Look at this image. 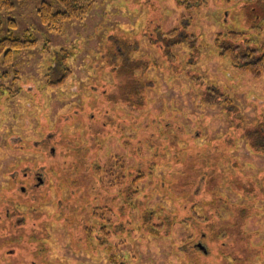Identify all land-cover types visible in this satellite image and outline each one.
<instances>
[{
    "label": "rangeland",
    "instance_id": "374dc122",
    "mask_svg": "<svg viewBox=\"0 0 264 264\" xmlns=\"http://www.w3.org/2000/svg\"><path fill=\"white\" fill-rule=\"evenodd\" d=\"M11 1L15 5L3 18L15 19L14 32H30L36 43L10 62L0 60V210H13L8 222L0 218V239L9 240L0 243V264H111L110 257L125 264H214L197 243L234 264L241 253L236 235L217 233L220 242L210 243L196 237L202 231L196 225L159 226L172 205L154 182L169 175L176 161L173 156L164 162L153 138L170 142L158 134L163 126L164 132L171 128L179 136L192 135L191 143L200 146L195 150L204 146L212 157L223 153L216 161L219 170L238 173L235 179L247 188V181L264 185V155L240 135L248 122L264 117V72L253 78L234 69L211 44L217 32L264 21V6L251 2L253 20L227 0H207L190 9L176 0H89L81 16L52 30L36 12L42 0ZM249 32L264 39V23ZM162 33L184 40L172 47L173 55L164 54ZM119 82L143 85L144 101L107 99ZM209 83L229 101L204 102ZM140 137L145 140L139 142ZM150 155L162 164L152 172L149 166L156 161H141L140 179L131 187L140 193L128 203L122 193L133 190L123 188L122 176L137 173V156ZM36 176L42 179L37 186ZM225 180L220 190L238 199ZM262 197L255 198L257 211L243 229L251 234L246 264H264ZM142 201L153 210L151 224L160 234L140 228ZM128 227L132 232L124 237ZM214 243L220 247L212 248Z\"/></svg>",
    "mask_w": 264,
    "mask_h": 264
},
{
    "label": "trees",
    "instance_id": "16d2710c",
    "mask_svg": "<svg viewBox=\"0 0 264 264\" xmlns=\"http://www.w3.org/2000/svg\"><path fill=\"white\" fill-rule=\"evenodd\" d=\"M205 1L207 0H176L179 6H184L186 7V9L200 6ZM227 1L232 3V5L234 6H240L245 15H247L248 17L252 16L253 20L255 16L252 15V11L253 13L256 12L254 11V6L251 5V2L255 1V3L264 6V0ZM14 5L15 3L11 0H0V60L3 63L10 62L13 54L18 55L21 49L32 48L36 43L35 38L30 32L23 31L21 34H16L14 32V29L16 27L15 19L11 17L3 18L2 13L4 11L8 12L14 7ZM58 5L62 8L59 9L60 7ZM89 5V0H54V2L42 0L38 3L36 12L41 22L45 24L48 29L58 30L66 19L81 16L84 8L86 6L90 7ZM261 18L264 20V17ZM263 23L264 21L261 20L258 25L250 24L249 26H245L243 28L233 27L228 28L226 31L217 32L211 43L214 47L215 54L221 58L226 59L229 62V65L234 69L247 72L253 78H260L264 72V39L255 38L253 36V33L249 32V29L253 27H262ZM169 34L174 35L173 31H170ZM170 35H168L167 33H162L161 35L164 42V54L166 56H170L169 54L173 55V46L184 42V40L176 41L175 38ZM195 49L197 48L193 46L192 50ZM59 64L61 67L62 61H60ZM121 65L122 64H120V66ZM127 67L128 66L126 65V70L131 73L130 70L127 69ZM122 70L123 69L118 68L119 72ZM135 78L136 77L134 75V81ZM209 84H207V86L203 89L202 98L204 102H218L221 100H223L224 102L229 101L228 96L221 93L222 91L220 90L218 85H215L214 83ZM141 88H144L143 85L141 86ZM142 89L136 88L135 84L119 82L116 92H107V99L110 98L113 100V102H115L118 98L126 100L128 99L126 96H131L132 98H134V100L142 102L144 101V95H142L141 93ZM213 97L215 99H212ZM238 121L242 124L240 120ZM237 125L239 126V124ZM165 128L166 127L163 126V129L159 130L158 134H165L166 137L171 138L170 142H172L173 146L168 145L170 143L168 140L163 141L162 139L160 140V144L159 137L157 136L153 138V144L156 147L155 150H157V154L164 153V156L166 157L163 160L164 162L169 163L168 159H171L174 156L176 163L174 164L175 167L172 166L169 175L167 174L166 177L159 178V182H154V187L158 188L160 192L164 191V193H166L165 195L167 197V200L172 205V209L169 210L168 213L163 211L164 218L160 219L162 221H160L161 223L159 226L163 228H165L166 226L169 227L171 226V223L173 221L196 225L198 230H202L200 235H198V232L196 233V237L198 236V238L202 240V242H204V239L210 240V243L220 242L215 240L218 234L227 233V236L236 235V239H234V241H236V244H240L241 253L239 257L233 258L234 264H246L244 263L245 260L249 261L251 259V257L245 256L246 248L248 246L247 242L249 241V238H251V234L249 232H247L248 235L245 234V231H243V229L245 227V222L248 220L249 216L253 212L255 213L257 211L255 207V198L259 197V199L262 200V196H264V185H255V183L247 181V188L246 186L242 185L240 179L238 181L235 179L236 177H238V173L234 174V172L233 174H231L228 173L229 171L227 169L219 170L217 168L216 161L222 158L223 153H219V157H212L215 156V154L213 155L211 154V152L209 153L208 151H205L204 146H202L201 150H195L196 147L200 146L191 143L195 140L192 135H185V137L181 135V137L176 134L175 130L172 132L171 128L166 129V131L164 132ZM244 129L245 133L242 132L240 134L243 135V137L241 138H243L249 144L250 148H252L256 153L264 155V117H258L255 118L252 122H248L244 126ZM138 140L139 142H141L145 139H143V137H140ZM180 142H184L183 147L180 145ZM234 142V140H231L229 145L232 147L233 145H235ZM73 145L75 144L73 143ZM162 147L163 149H165L163 152L161 151ZM76 151L78 153H82L80 149H77ZM166 153L169 154L168 157L166 156ZM181 153H183L184 155L183 158H181L180 156ZM54 154L55 152L50 153V155ZM149 157L150 159L148 157H145L146 159L144 157L140 159V157L137 156V173H134L133 175L132 170H130L126 171L123 174L121 179V182H124L123 188L128 186L130 187V189H132L136 181L140 179L139 172H142V170L139 169L141 165L140 163L150 162V160L156 161L149 166V169L152 172L154 171L155 166H157L158 164H162L158 163L157 161L159 160H155L153 155H150ZM70 160L71 158L68 161ZM72 160L75 166H81L80 162H78L79 159ZM142 160L144 161L141 162ZM58 163L59 162H57L56 164ZM62 168L64 170L66 169L65 167ZM224 178L227 179L225 180ZM224 180L227 181L226 184L228 185V188L238 196V199L232 200L220 190V188L224 185ZM23 188L24 187H21V189ZM132 190L133 191L128 193H122L123 199H126L125 196H127L128 203L133 194L137 192L140 193L137 188ZM123 191H125V189ZM107 202L113 204L111 199H108ZM9 204H12V200L9 201ZM136 205L137 204L130 203L128 206L133 208V206ZM106 206L109 207L108 209H112L110 205H105L104 207ZM144 207L145 202L142 201L141 207L139 208L141 213V223H139V225H141L140 228H146L147 230H150L151 233L160 234V231L154 229L151 224L152 215H154L152 214L154 213L153 210H146ZM196 209H201L204 215H200V213H198ZM0 212V218L4 222L7 219L11 218V215L13 214V210L11 211L9 208L4 209L3 211L0 210ZM165 213H167V215ZM222 213L224 214V216H222ZM164 219L167 220L164 221ZM1 223L4 224L2 221ZM202 225H204V228L202 227ZM87 227L91 228V226ZM87 227H85L86 231ZM220 227L225 228L219 230ZM225 229H227L228 232H226ZM131 232L132 230H130V228L128 227L125 230L124 237L130 236ZM8 241L9 240L6 239H0V243L2 245L7 243ZM221 242L226 245L227 241L225 239ZM216 243L213 244L212 248L217 246L216 248L218 249L220 247ZM196 245L203 251L204 254L209 257V259H213L215 263L225 264L220 260L221 258L215 255L218 252H215L214 255H211L210 249L207 250V247L201 248L200 246H198V243Z\"/></svg>",
    "mask_w": 264,
    "mask_h": 264
},
{
    "label": "flooded vegetation",
    "instance_id": "af4514ba",
    "mask_svg": "<svg viewBox=\"0 0 264 264\" xmlns=\"http://www.w3.org/2000/svg\"><path fill=\"white\" fill-rule=\"evenodd\" d=\"M36 174H38V172H36ZM36 178H37L38 181L35 183V186L40 185V184L42 183V179H41V177L36 176ZM29 180L32 181V180L29 178V179L27 180V182H29ZM119 232L121 233V230H120ZM203 246H204V245H203ZM109 260H110L111 264H115V263H117V264H125L124 261H122V260L119 261V262H116V261L114 262V258H112V257H110Z\"/></svg>",
    "mask_w": 264,
    "mask_h": 264
},
{
    "label": "water",
    "instance_id": "95a60500",
    "mask_svg": "<svg viewBox=\"0 0 264 264\" xmlns=\"http://www.w3.org/2000/svg\"><path fill=\"white\" fill-rule=\"evenodd\" d=\"M198 246H200L201 248H204V246L201 243H198Z\"/></svg>",
    "mask_w": 264,
    "mask_h": 264
}]
</instances>
